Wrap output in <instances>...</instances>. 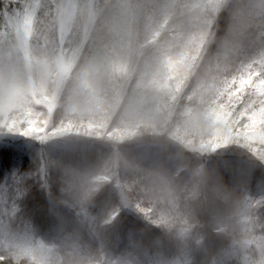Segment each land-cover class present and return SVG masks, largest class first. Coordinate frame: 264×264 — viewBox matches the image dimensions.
<instances>
[{
	"label": "clouds",
	"instance_id": "clouds-1",
	"mask_svg": "<svg viewBox=\"0 0 264 264\" xmlns=\"http://www.w3.org/2000/svg\"><path fill=\"white\" fill-rule=\"evenodd\" d=\"M0 264H264V0H3Z\"/></svg>",
	"mask_w": 264,
	"mask_h": 264
},
{
	"label": "trees",
	"instance_id": "trees-1",
	"mask_svg": "<svg viewBox=\"0 0 264 264\" xmlns=\"http://www.w3.org/2000/svg\"><path fill=\"white\" fill-rule=\"evenodd\" d=\"M4 14V9H3V0H0V16Z\"/></svg>",
	"mask_w": 264,
	"mask_h": 264
},
{
	"label": "snow or ice",
	"instance_id": "snow-or-ice-1",
	"mask_svg": "<svg viewBox=\"0 0 264 264\" xmlns=\"http://www.w3.org/2000/svg\"><path fill=\"white\" fill-rule=\"evenodd\" d=\"M0 151H4V149H0Z\"/></svg>",
	"mask_w": 264,
	"mask_h": 264
}]
</instances>
